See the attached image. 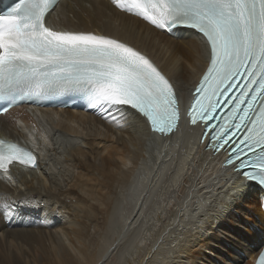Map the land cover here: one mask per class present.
I'll list each match as a JSON object with an SVG mask.
<instances>
[{"label":"bare ground","instance_id":"bare-ground-1","mask_svg":"<svg viewBox=\"0 0 264 264\" xmlns=\"http://www.w3.org/2000/svg\"><path fill=\"white\" fill-rule=\"evenodd\" d=\"M47 26L127 42L156 64L180 100L208 63L194 31L168 36L111 0H61ZM111 111L125 118L117 124L105 112L25 106L0 115V137L35 149L36 157L34 168L0 170V202L10 193L27 205L5 222L9 211L0 206V249L13 246L17 264H34L27 248L39 242L51 264H89L96 256L99 264H223L226 254L236 259L230 264H253L264 243V191L221 165L223 156L205 148L207 136L200 142L201 129L188 124L185 110L163 141L134 110ZM184 165L191 172L178 185L172 172ZM242 235L254 236L244 238V248L236 246Z\"/></svg>","mask_w":264,"mask_h":264},{"label":"snow or ice","instance_id":"snow-or-ice-1","mask_svg":"<svg viewBox=\"0 0 264 264\" xmlns=\"http://www.w3.org/2000/svg\"><path fill=\"white\" fill-rule=\"evenodd\" d=\"M57 3L17 0L0 13V98L83 90L90 105L104 109L106 118L117 124L125 118L119 110L128 108L152 132L174 133L183 115L180 97L156 64L119 38L46 26ZM111 4L156 29L186 27L199 34L208 63L186 115L193 125L201 122L209 129L206 147L220 151L231 144L226 163L238 177L264 188V0ZM222 109L226 111L219 115ZM13 162L35 166L36 157L0 141V170L8 174ZM254 264H264V251Z\"/></svg>","mask_w":264,"mask_h":264},{"label":"rangeland","instance_id":"rangeland-1","mask_svg":"<svg viewBox=\"0 0 264 264\" xmlns=\"http://www.w3.org/2000/svg\"><path fill=\"white\" fill-rule=\"evenodd\" d=\"M178 94H179V96L182 98V96L180 95V93H179V91H178ZM190 146H191V148L190 149H193V145L192 144H190ZM34 152H35V149H34ZM35 154V153H34ZM56 167H59V165H57ZM34 168V167H33ZM57 169V168H56ZM56 169H53V172L55 173V178L57 177V176H59V177H57V179L58 178H60V175L57 173V171H58V169H57V171H56ZM191 166H189V165H184L181 169H177V170H175L174 172H172V176H171V179H173V178H175V177H177L178 176V174H182V177H181V179H180V181L178 182V185L180 184V182L184 179V178H187V176H189V174H190V172H191ZM56 171V172H55ZM40 174H42V173H40ZM58 174V175H57ZM57 175V176H56ZM46 185V184H45ZM4 195H6L5 197L6 198H4V200L2 201V202H0V206H1V208L3 209V208H5L6 209V211L8 210L9 212L6 214V212L4 213V214H2V218H3V220H4V222L5 221H7V220H9L10 218H14L15 216H16V214L17 213H19L20 211H22L23 209H24V206H27V205H23V203L22 202H20V200L18 201V198H16L15 199V197L13 196V194H10V193H7V194H4ZM10 196V197H8V196ZM14 197V198H11V197ZM7 201H6V200ZM15 199V200H14ZM9 200V201H8ZM13 201V202H12ZM15 201V202H14ZM19 203H18V202ZM5 202V203H4ZM8 202V203H7ZM10 202V203H9ZM2 203L3 204H5V205H9V207H8V205H7V207H5V205L3 206L2 205ZM12 204V205H11ZM14 204V205H13ZM11 206V207H10ZM8 208V209H7ZM5 209H4V211H5ZM26 210H28V209H26ZM40 210H44V209H40ZM41 211V212H42ZM4 215V216H3ZM245 227H243L242 228V230L244 229ZM92 230V229H91ZM230 235H232V233H230ZM245 237H247V236H245V235H242L239 239H238V242H237V244H236V246H241L242 248H244V238ZM228 238V237H227ZM34 245H35V247H32V248H27V253H26V257H27V259L28 260H30L31 259V261H33L34 262V264H51L52 262H53V259H50V257H45L43 254H42V252H41V245H42V243L41 242H39V244L38 243H34ZM230 247V246H229ZM40 249V250H39ZM14 250H15V248H13V246H11V247H8V248H2V249H0V264H12L13 262H14V264H17L18 263V259L16 258V257H14L13 256V252H14ZM38 250V251H37ZM30 252V253H29ZM40 252V253H39ZM234 252V251H233ZM34 254V255H32V254ZM28 254L30 255L29 257H28ZM38 254H40V256L38 255ZM31 257V258H30ZM35 257V258H34ZM43 257V258H42ZM13 258V259H12ZM15 258V259H14ZM34 258V259H33ZM37 258H39V259H37ZM97 258H98V256H96V257H94V258H92L90 261H89V264H99V262H98V260H97ZM112 258V260H114L115 258L112 256L111 257ZM11 259H12V261H11ZM33 259V260H32ZM43 259V261H41ZM230 258H228V257H226V255H224V257H223V264H230L229 262H228V260H229ZM17 263H16V262ZM39 261V262H38ZM246 262H249V261H246ZM241 263V262H240ZM239 263V264H240ZM106 264H109V261L106 263ZM247 264V263H246Z\"/></svg>","mask_w":264,"mask_h":264},{"label":"flooded vegetation","instance_id":"flooded-vegetation-1","mask_svg":"<svg viewBox=\"0 0 264 264\" xmlns=\"http://www.w3.org/2000/svg\"><path fill=\"white\" fill-rule=\"evenodd\" d=\"M260 222V219H258V221H257V223H259ZM249 227H252V228H257L258 226L257 225H249ZM248 227V228H249ZM254 235H255V232H254ZM253 235H252V237L249 239V238H246L245 237V239H246V241H251V239H253ZM235 248H236V246L233 248L234 250H235ZM226 257H228V258H230V259H233V260H236L235 258H233L232 256H231V254H226ZM249 262H251V260L249 261ZM243 264V263H242Z\"/></svg>","mask_w":264,"mask_h":264},{"label":"clouds","instance_id":"clouds-1","mask_svg":"<svg viewBox=\"0 0 264 264\" xmlns=\"http://www.w3.org/2000/svg\"><path fill=\"white\" fill-rule=\"evenodd\" d=\"M76 112H81V111H76ZM155 135V134H154ZM157 138H160L159 136L155 135ZM174 136V135H173Z\"/></svg>","mask_w":264,"mask_h":264}]
</instances>
